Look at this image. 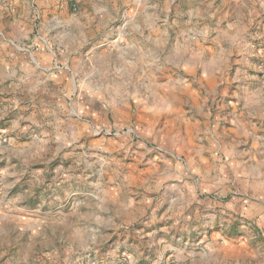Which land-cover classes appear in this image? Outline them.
<instances>
[{"label": "rangeland", "instance_id": "374dc122", "mask_svg": "<svg viewBox=\"0 0 264 264\" xmlns=\"http://www.w3.org/2000/svg\"><path fill=\"white\" fill-rule=\"evenodd\" d=\"M0 264H264V0H0Z\"/></svg>", "mask_w": 264, "mask_h": 264}]
</instances>
